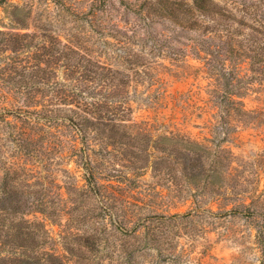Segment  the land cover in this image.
<instances>
[{
  "label": "rangeland",
  "instance_id": "1",
  "mask_svg": "<svg viewBox=\"0 0 264 264\" xmlns=\"http://www.w3.org/2000/svg\"><path fill=\"white\" fill-rule=\"evenodd\" d=\"M142 1L0 0V264H264V0Z\"/></svg>",
  "mask_w": 264,
  "mask_h": 264
},
{
  "label": "trees",
  "instance_id": "2",
  "mask_svg": "<svg viewBox=\"0 0 264 264\" xmlns=\"http://www.w3.org/2000/svg\"><path fill=\"white\" fill-rule=\"evenodd\" d=\"M147 5V10H151L158 16H164L168 17L171 20H174L175 22L178 23H183V22H188L190 15H188L189 11L184 10L185 8L180 5L178 9H173V7H165L160 3V0H143L140 5ZM193 3H196L197 9L200 10L201 12L204 13H220V7H217L215 4L211 3L209 0H194ZM223 14V13H221ZM228 14H224L223 16H227ZM260 27L256 28L257 31H264V22L259 21ZM264 34V32H263ZM245 39V41H244ZM238 41L237 47H232L233 50L236 51V54L241 56V61H244V59L248 58V61L250 65L254 66V69L257 72V78H262L264 76V35H246L244 38ZM246 85H243L241 91H238L239 93L244 94L246 91ZM235 102V103H234ZM234 103V105H232ZM3 105V101H0V106ZM29 106H36V104H22L19 105L17 112H26V114H32V113H43L50 115L47 113L49 109L45 107H41L40 109H30L28 108ZM221 107H219L221 112L225 111L226 114L229 113L231 108H234L236 114L240 116V120L243 121L246 118V115H249L251 111L244 110L242 108V102L240 100L237 101H231L229 103H223L220 104ZM9 111H6V113ZM81 129V128H80ZM0 201L1 203V208L5 210L6 212L12 213V217H16L17 213L21 212L24 210V206L26 205V200H20L19 198L16 199H6V198H1ZM19 215L20 219L22 218V215ZM15 241L17 242V245L21 247L22 250H25L27 244H28V239L24 232H18L15 236ZM17 264H27V255L17 261ZM52 264L54 261H52ZM58 264V263H57Z\"/></svg>",
  "mask_w": 264,
  "mask_h": 264
}]
</instances>
